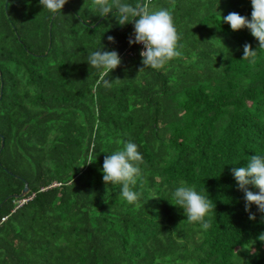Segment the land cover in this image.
Here are the masks:
<instances>
[{
	"label": "trees",
	"instance_id": "16d2710c",
	"mask_svg": "<svg viewBox=\"0 0 264 264\" xmlns=\"http://www.w3.org/2000/svg\"><path fill=\"white\" fill-rule=\"evenodd\" d=\"M120 3L169 10L181 55L139 72L138 17L0 0V264H264V215L245 211L232 175L264 157V49L222 18L251 20L250 0ZM102 50L121 58L111 73L87 63ZM128 142L143 157L134 204L102 173ZM181 182L211 200L208 229L173 206Z\"/></svg>",
	"mask_w": 264,
	"mask_h": 264
},
{
	"label": "clouds",
	"instance_id": "9594fccd",
	"mask_svg": "<svg viewBox=\"0 0 264 264\" xmlns=\"http://www.w3.org/2000/svg\"><path fill=\"white\" fill-rule=\"evenodd\" d=\"M252 5L251 20L241 16L236 12L229 13L223 18V22L230 25L234 32L247 28L251 35L259 42L258 48L264 49V0H250ZM68 0H40L44 10L50 13L60 12ZM92 7L99 10L102 15L112 12L113 7L118 10L117 22L120 25H127L129 15L138 17L132 22L134 32L129 37V45L141 44L143 49L140 52L143 67L160 69L166 62L171 61L181 55L178 50L180 39L174 26L173 17L169 10L160 9L148 12L146 9L137 11L130 5L120 3V0H92ZM109 42H114L113 37H108ZM243 60L254 57L251 45L245 44L243 47ZM88 65L103 74L111 73L121 65V58L116 51H95L88 56ZM105 87H110L111 82L104 81ZM143 157L137 150V145L128 142L122 150H118L111 155H106L103 162L102 173L105 186L121 185V195L129 203L138 201V194L131 190L130 185H135L136 177L139 176L140 168L138 164ZM232 175L238 184V189L244 193L245 211L251 213L252 205H256L258 211L264 215V157L259 155L251 156L245 167H234ZM182 186L176 188L172 194L175 205L183 210L186 221L189 224L199 223L203 229L210 227V222L205 217L212 210L210 199L199 194L194 187ZM252 186L257 191L249 190ZM250 220H254V215H249ZM259 239L264 241V234Z\"/></svg>",
	"mask_w": 264,
	"mask_h": 264
},
{
	"label": "built area",
	"instance_id": "2783aa9c",
	"mask_svg": "<svg viewBox=\"0 0 264 264\" xmlns=\"http://www.w3.org/2000/svg\"><path fill=\"white\" fill-rule=\"evenodd\" d=\"M131 46H137V47H139V48H140V52H141L142 50H144V49H143V45H141V44H133V45H131ZM126 54L129 55V56H132V52H130V51H127ZM29 199H31V198H29ZM29 199H24L21 203H25V202H27ZM5 220H6V218H3V219H2V221H5Z\"/></svg>",
	"mask_w": 264,
	"mask_h": 264
},
{
	"label": "water",
	"instance_id": "95a60500",
	"mask_svg": "<svg viewBox=\"0 0 264 264\" xmlns=\"http://www.w3.org/2000/svg\"><path fill=\"white\" fill-rule=\"evenodd\" d=\"M125 32H128V30H125ZM3 146H4V141H3L2 147ZM29 192H30V188H29L28 184H26L23 192L20 195H18V197L22 198V197L26 196Z\"/></svg>",
	"mask_w": 264,
	"mask_h": 264
}]
</instances>
